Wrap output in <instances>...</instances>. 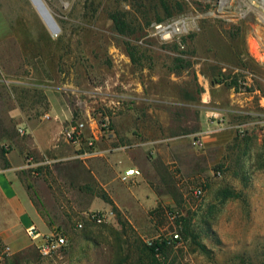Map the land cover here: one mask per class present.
<instances>
[{
  "label": "rangeland",
  "instance_id": "1",
  "mask_svg": "<svg viewBox=\"0 0 264 264\" xmlns=\"http://www.w3.org/2000/svg\"><path fill=\"white\" fill-rule=\"evenodd\" d=\"M245 2L264 10V0H0L5 75L46 82L75 112L89 105L109 121L129 107L140 150L131 157L145 169L134 181L118 173L108 190L85 179L82 201L96 197L99 207L90 211L72 208L80 200L73 182L37 186L35 205L68 247L43 258L30 245L6 251L0 242V264L264 262V130H236L255 122L239 114L236 94L258 90L244 106L254 112L264 96V21ZM111 15L126 24L122 34ZM28 92L40 103L36 89ZM6 102L0 91V129ZM115 126L124 136L126 119ZM91 212L105 220L88 221ZM172 233L178 243L148 250Z\"/></svg>",
  "mask_w": 264,
  "mask_h": 264
},
{
  "label": "crops",
  "instance_id": "2",
  "mask_svg": "<svg viewBox=\"0 0 264 264\" xmlns=\"http://www.w3.org/2000/svg\"><path fill=\"white\" fill-rule=\"evenodd\" d=\"M2 65L0 91L8 104L6 102L3 109L0 129V242L10 250H21L32 246L26 229L35 227L40 233L50 232L44 218H47L46 214L40 206L35 205L31 196L41 184L45 185L46 181L73 182L74 187L77 186L75 189L80 200L73 199L72 208L90 211L99 207L96 197L82 201L84 189L81 187L82 192L78 187L83 186L86 180L108 190L111 179L118 173L123 175L128 169H138L140 175L130 179L134 181L145 173V169L131 157L140 150L133 149L139 144L132 143L133 111L129 107L111 113V133L97 141L92 155H83L87 151L85 147L78 150L61 142L58 136L60 130L72 120L89 121L97 118V113H91V106L84 105L80 111L75 112L65 96L55 95L46 82H18L5 75L8 72L3 70ZM17 89L24 90V97L17 95ZM35 89L41 97L40 103L34 102L33 97L27 95L28 91L33 92ZM257 93L258 90L236 94L239 96L238 106L243 108L239 111L241 116L264 115V96L261 95L259 105L255 107L257 113L252 108L250 111L244 109V106H253L248 102ZM242 98L245 100L241 101ZM44 115L49 119H45ZM121 119H126L128 123L124 136L120 135L117 126L114 127V123L118 125ZM89 133L87 130L86 134ZM123 146L131 149L120 151ZM77 153H81V156L76 157ZM59 202L65 206L66 199L60 197Z\"/></svg>",
  "mask_w": 264,
  "mask_h": 264
},
{
  "label": "built area",
  "instance_id": "3",
  "mask_svg": "<svg viewBox=\"0 0 264 264\" xmlns=\"http://www.w3.org/2000/svg\"><path fill=\"white\" fill-rule=\"evenodd\" d=\"M246 115V114H245ZM255 122L252 123H240L236 125V130L239 135L243 136L246 133L248 125L260 127L264 130V117L260 115H250ZM97 118L91 120H72L67 125H65L59 132V140L65 144L71 145L78 150H81L82 147H85L87 151L83 155H92L95 152V145L101 137L108 136L111 133L110 121L102 113H98ZM45 119H49L47 115H44ZM89 130L90 133L86 134V131ZM194 146L200 148L203 145V142L194 139ZM138 146V145H136ZM131 149L129 146L120 147V151H125ZM80 154H76V157H80ZM140 175V171L135 168L128 169L124 171L123 178L127 181H130L131 178L137 177ZM217 175H220V172H217ZM195 195L201 197L203 195V190L198 188L195 190ZM169 217L174 219L173 213H169ZM86 219L95 223H102L105 220V216L101 213L91 212L86 214ZM83 223L79 222L77 228L81 229ZM26 235L32 242L34 250L40 257H49L59 251L65 250L68 247V239L64 233L61 231H51L49 233L43 234L40 233L35 227H30L26 229ZM172 241L179 242V235L177 233H172L170 235ZM6 251H9V248H6Z\"/></svg>",
  "mask_w": 264,
  "mask_h": 264
},
{
  "label": "trees",
  "instance_id": "4",
  "mask_svg": "<svg viewBox=\"0 0 264 264\" xmlns=\"http://www.w3.org/2000/svg\"><path fill=\"white\" fill-rule=\"evenodd\" d=\"M111 20L113 21L116 31L122 34L124 32L126 24L117 15H111ZM234 84H236V81L229 86L232 87ZM101 199L105 203L112 205V202L105 194L101 195ZM176 242L177 241H172V239L170 238L169 239L165 238V239H162L161 241L152 242L151 245L147 246V248L152 254L156 255V254L162 253L167 247H170L171 245H175ZM199 248L201 250L204 249L202 245H199ZM259 264H264V262H261Z\"/></svg>",
  "mask_w": 264,
  "mask_h": 264
},
{
  "label": "bare ground",
  "instance_id": "5",
  "mask_svg": "<svg viewBox=\"0 0 264 264\" xmlns=\"http://www.w3.org/2000/svg\"><path fill=\"white\" fill-rule=\"evenodd\" d=\"M262 3H264V2H262ZM245 4L248 6V8H249L250 11L256 13L262 19L261 21H264V10L261 11L260 9H257V8H255L253 6H251V4H249V2H245ZM176 24H179V22L176 23ZM181 24L184 26L185 23L184 22H181ZM165 29H163L162 31L164 32L163 34L167 35V31ZM172 31L173 32L177 31V29L174 28V25H173V30Z\"/></svg>",
  "mask_w": 264,
  "mask_h": 264
}]
</instances>
